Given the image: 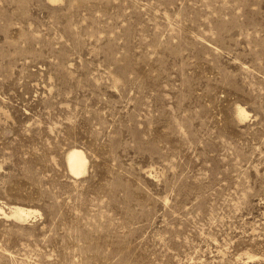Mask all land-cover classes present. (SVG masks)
<instances>
[{
    "label": "rangeland",
    "instance_id": "rangeland-1",
    "mask_svg": "<svg viewBox=\"0 0 264 264\" xmlns=\"http://www.w3.org/2000/svg\"><path fill=\"white\" fill-rule=\"evenodd\" d=\"M0 264H264V0H0Z\"/></svg>",
    "mask_w": 264,
    "mask_h": 264
},
{
    "label": "bare ground",
    "instance_id": "bare-ground-1",
    "mask_svg": "<svg viewBox=\"0 0 264 264\" xmlns=\"http://www.w3.org/2000/svg\"><path fill=\"white\" fill-rule=\"evenodd\" d=\"M238 109L241 117H245V109L241 106H239ZM87 158L88 157L86 156V153L82 148L76 146L69 148V150L67 151V163L70 172L76 176L84 173L87 170ZM31 212V210L21 206H16L12 211V213L19 218H23L24 216L29 215Z\"/></svg>",
    "mask_w": 264,
    "mask_h": 264
}]
</instances>
